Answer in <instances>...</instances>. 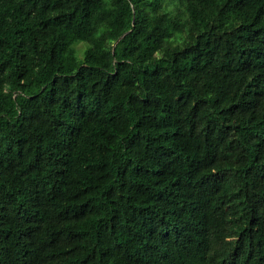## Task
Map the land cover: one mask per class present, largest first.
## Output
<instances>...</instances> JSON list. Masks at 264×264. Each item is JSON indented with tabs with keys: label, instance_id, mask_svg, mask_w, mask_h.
Returning <instances> with one entry per match:
<instances>
[{
	"label": "trees",
	"instance_id": "16d2710c",
	"mask_svg": "<svg viewBox=\"0 0 264 264\" xmlns=\"http://www.w3.org/2000/svg\"><path fill=\"white\" fill-rule=\"evenodd\" d=\"M0 264H264V0H0Z\"/></svg>",
	"mask_w": 264,
	"mask_h": 264
},
{
	"label": "rangeland",
	"instance_id": "374dc122",
	"mask_svg": "<svg viewBox=\"0 0 264 264\" xmlns=\"http://www.w3.org/2000/svg\"><path fill=\"white\" fill-rule=\"evenodd\" d=\"M87 46V43L84 41H75L73 44V48L75 49V51L77 52V54L79 56L82 55L83 51L85 50Z\"/></svg>",
	"mask_w": 264,
	"mask_h": 264
},
{
	"label": "water",
	"instance_id": "95a60500",
	"mask_svg": "<svg viewBox=\"0 0 264 264\" xmlns=\"http://www.w3.org/2000/svg\"><path fill=\"white\" fill-rule=\"evenodd\" d=\"M117 42V41H116Z\"/></svg>",
	"mask_w": 264,
	"mask_h": 264
}]
</instances>
